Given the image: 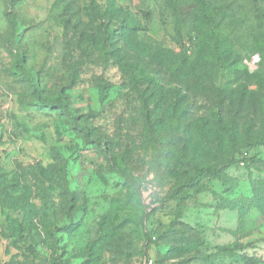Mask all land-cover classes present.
<instances>
[{
    "label": "rangeland",
    "instance_id": "374dc122",
    "mask_svg": "<svg viewBox=\"0 0 264 264\" xmlns=\"http://www.w3.org/2000/svg\"><path fill=\"white\" fill-rule=\"evenodd\" d=\"M206 3L220 62L197 0H0L14 258L264 264V0Z\"/></svg>",
    "mask_w": 264,
    "mask_h": 264
},
{
    "label": "trees",
    "instance_id": "16d2710c",
    "mask_svg": "<svg viewBox=\"0 0 264 264\" xmlns=\"http://www.w3.org/2000/svg\"><path fill=\"white\" fill-rule=\"evenodd\" d=\"M197 3L199 6V9H200V12L203 16L204 26L209 29L210 39L212 41L213 56L215 57L217 62H220L219 36H218V33L216 31L214 24L212 23L211 15H210L208 8H207V5H206L207 4L206 0H197ZM9 21H10L12 26H15V19H14V15L12 13H9ZM263 31H264V24H263ZM184 51L185 50L183 49L182 52L184 53ZM60 97H62V94H60ZM60 108H62L66 112V115L70 121V124L77 131L82 133L84 136H87L88 130L81 123L78 122V118H77L75 109L71 108L70 106H68L65 103L60 104ZM243 161H246V158H243ZM230 164L231 163H229V165ZM205 175H208L211 178H214V179H217L218 181H221V180H223L225 173L222 169L217 168V167H212L209 165L194 167L193 177H201V176H205ZM7 218L6 219H7V222L9 224L10 217H7ZM237 249H242V248H241V246H239L237 244H229V245L221 246V248L217 252H230V254H232V253L235 254Z\"/></svg>",
    "mask_w": 264,
    "mask_h": 264
},
{
    "label": "crops",
    "instance_id": "0c3cea01",
    "mask_svg": "<svg viewBox=\"0 0 264 264\" xmlns=\"http://www.w3.org/2000/svg\"><path fill=\"white\" fill-rule=\"evenodd\" d=\"M7 215L2 216L0 213V264H32L27 261H22L20 258H14L15 251L10 249V246L7 245L5 236L2 235V225L5 222Z\"/></svg>",
    "mask_w": 264,
    "mask_h": 264
}]
</instances>
